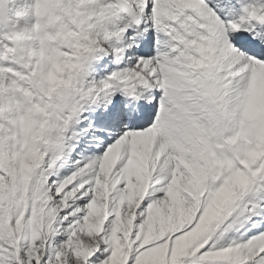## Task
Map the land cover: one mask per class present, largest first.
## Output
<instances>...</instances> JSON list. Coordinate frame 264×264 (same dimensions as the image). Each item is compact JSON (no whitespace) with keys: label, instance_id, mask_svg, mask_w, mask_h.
<instances>
[{"label":"snow or ice","instance_id":"snow-or-ice-1","mask_svg":"<svg viewBox=\"0 0 264 264\" xmlns=\"http://www.w3.org/2000/svg\"><path fill=\"white\" fill-rule=\"evenodd\" d=\"M0 264H264V0H0Z\"/></svg>","mask_w":264,"mask_h":264}]
</instances>
